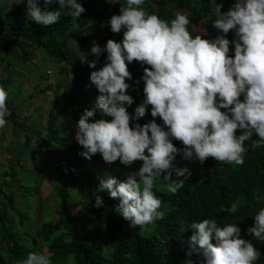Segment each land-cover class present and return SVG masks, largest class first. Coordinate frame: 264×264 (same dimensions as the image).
Wrapping results in <instances>:
<instances>
[{"label":"clouds","instance_id":"1","mask_svg":"<svg viewBox=\"0 0 264 264\" xmlns=\"http://www.w3.org/2000/svg\"><path fill=\"white\" fill-rule=\"evenodd\" d=\"M57 2L74 18L86 11L79 0ZM44 3L47 6L53 0ZM144 4L145 0H126L120 14H113L107 22L112 32L123 30V39L91 47L97 56L107 53L102 67L96 69L97 62H89L96 69L90 80L99 95L94 107L86 108L75 125L82 156L91 159L99 153L105 162L119 160L125 166L142 161L125 180L109 177L98 186V191L107 190L112 198H119L114 210L138 226L164 216L162 200L154 191L158 177L169 181L166 191L175 194L192 175L187 166L177 167L179 154L201 164L213 157L243 165L249 151L245 142L254 133L259 138L251 148L264 145V0H234L227 11H222L227 4L210 0V14L215 16L212 25L219 32L212 39L193 36L187 14L177 13L169 22L145 11ZM27 9L31 20L43 26L57 23L61 16L58 9L42 11L39 0H27ZM230 31L234 33L231 40ZM133 60L143 67L135 84L143 81L144 97L130 113L134 97L126 81L133 80L128 68ZM8 95L0 85V130L11 114ZM149 106L153 119L139 123ZM98 112L100 118H96ZM237 129L241 134L237 135ZM174 140L183 147H177ZM255 199L259 202L264 196L257 194ZM95 206L104 207L100 195L95 197ZM239 207L237 200L222 210L236 213ZM189 228L188 255H202L201 264H256L262 254L251 239L242 237L239 224L220 226L216 219L205 218L191 222ZM247 233L264 241V207L254 215ZM20 264H52V260L42 252H30Z\"/></svg>","mask_w":264,"mask_h":264},{"label":"trees","instance_id":"2","mask_svg":"<svg viewBox=\"0 0 264 264\" xmlns=\"http://www.w3.org/2000/svg\"><path fill=\"white\" fill-rule=\"evenodd\" d=\"M53 2L51 11L58 9L60 19L51 26H43L27 15V0H20L12 6L0 0V64L10 66L11 60H19L28 65L39 50L57 61L60 67H66L71 76L63 107L60 110L55 106L50 109L44 135L36 138L43 153L62 164L55 186L56 219H51L49 215L43 217L40 227L36 228L38 238L31 237L27 231L36 227L34 220L16 206L12 194L0 192L16 213L11 220L10 213H3L0 206V264H20L30 252H38L41 248L51 258L52 264H187L189 259L193 260V264H201L202 255H188L189 237L192 234L189 225L205 218L216 219L220 226L239 224L242 237L251 239L262 253L256 264H264V241L247 233V228L254 224V215L264 207V200L258 202L255 199L257 194L264 196V145L251 148L253 140L259 138L258 134L254 133L245 142L249 151L245 154L243 165L219 162L213 157L201 164L179 154L177 167L187 166L192 175L175 194L166 191L165 186L169 181L157 178L154 191L162 200L160 210L164 216L153 224L132 225L114 210L119 198H112L107 190L98 191L102 179L116 177L125 180L130 171L137 170L142 164L139 160L132 166L122 165L119 160L109 164L99 153L91 159L86 158L80 154L82 146L71 136L84 110L94 107L99 95L91 83L90 74L103 66L107 53L97 56L90 49L94 43L104 47L109 39H123V30L114 33L107 22L113 14H120L126 0H79L86 11L78 18L72 17L67 7L59 8L57 0ZM209 2L145 0L142 7L169 22L175 18L176 11L188 10L192 22L188 29L192 35L212 39L219 32L212 25L215 16L210 14ZM217 2L227 4L222 8V11H227L234 0ZM39 4L44 10H48L50 5L45 6L44 0H39ZM228 38L233 39L234 33L230 31ZM230 49H234V45L230 44ZM75 53L79 54L77 61L74 60ZM90 61L97 62L96 69L89 66ZM128 68L133 75L132 81H126L131 85L129 92L134 97L133 105L128 108L131 113L144 97L143 81L135 84V80L143 75V67L133 60ZM7 105L11 113L7 117L8 122L24 129L17 119L16 108ZM150 108L139 123L153 119ZM60 118L66 119L68 125L62 126ZM96 118H100L99 112ZM156 119L158 123H163L161 118ZM25 134L28 144L32 133L26 131ZM239 134L241 130L237 129ZM173 142L177 147H183L181 141ZM195 170L201 173H195ZM11 173L9 175L14 176L15 169L12 168ZM29 185L38 186L35 182L26 183V187ZM70 191H75L83 199L88 215L99 225L100 234L87 228L85 220L69 210ZM96 195L103 198L104 207L95 206ZM237 200L240 207L236 213L222 210Z\"/></svg>","mask_w":264,"mask_h":264},{"label":"rangeland","instance_id":"3","mask_svg":"<svg viewBox=\"0 0 264 264\" xmlns=\"http://www.w3.org/2000/svg\"><path fill=\"white\" fill-rule=\"evenodd\" d=\"M19 1L3 0L7 6ZM53 3L48 6V11L53 9ZM176 13L189 14L187 10ZM15 52L17 53L16 50ZM78 55L75 53V61L79 59ZM70 79V72L66 67H60L57 61L39 50L28 65L19 60H11L10 66L0 64V85L9 93L6 103L16 108L17 119L24 127L17 128L8 122L0 130V192L12 194L16 206L34 220L36 227L27 231L34 238H38L36 228L40 227L43 217L49 215L51 219H56L55 186L62 170L61 162L43 153L36 138L44 135L50 109L55 106L60 110L63 107ZM59 121L62 126L68 125L64 118ZM26 131L32 133L29 145L26 142ZM75 134L76 130L71 132L72 137ZM12 168L15 169L14 176H10ZM195 173L201 171L195 170ZM28 182H35L38 186L26 187ZM0 202L3 213H10L13 220L16 213L1 194ZM69 205L71 212L85 220L87 228L101 233L97 222L88 215L85 202L75 191H70ZM103 242L107 243V240L103 239ZM38 252L45 254L44 248L38 249Z\"/></svg>","mask_w":264,"mask_h":264},{"label":"bare ground","instance_id":"4","mask_svg":"<svg viewBox=\"0 0 264 264\" xmlns=\"http://www.w3.org/2000/svg\"><path fill=\"white\" fill-rule=\"evenodd\" d=\"M50 227V226H49ZM48 228V227H47ZM49 229V228H48ZM59 237V236H58ZM55 238V237H54ZM56 239V238H55ZM62 245V244H61ZM54 262V261H53ZM56 262V261H55ZM76 264V263H75Z\"/></svg>","mask_w":264,"mask_h":264}]
</instances>
